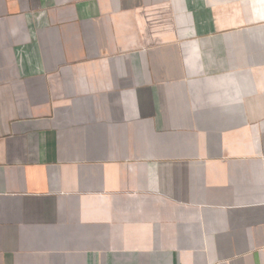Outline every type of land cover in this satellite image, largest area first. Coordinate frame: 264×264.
Returning <instances> with one entry per match:
<instances>
[{"label":"crops","instance_id":"obj_1","mask_svg":"<svg viewBox=\"0 0 264 264\" xmlns=\"http://www.w3.org/2000/svg\"><path fill=\"white\" fill-rule=\"evenodd\" d=\"M0 264H264V0H0Z\"/></svg>","mask_w":264,"mask_h":264}]
</instances>
